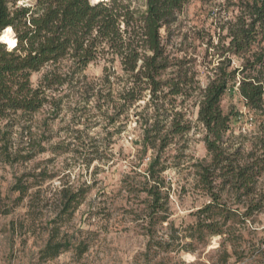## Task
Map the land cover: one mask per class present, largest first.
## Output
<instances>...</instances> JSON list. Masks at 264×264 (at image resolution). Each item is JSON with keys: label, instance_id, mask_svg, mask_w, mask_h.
I'll return each instance as SVG.
<instances>
[{"label": "rangeland", "instance_id": "374dc122", "mask_svg": "<svg viewBox=\"0 0 264 264\" xmlns=\"http://www.w3.org/2000/svg\"><path fill=\"white\" fill-rule=\"evenodd\" d=\"M9 1L11 6L36 2ZM236 1L189 0L176 22L161 30L172 64L162 76L180 78L185 90L184 95L159 101V136L167 135L166 147L160 148V139L154 146L143 144V127L155 110L148 104V91L121 113L108 108V86L89 97L79 88L84 82L67 83L50 94L59 109L47 105L14 121L0 117V138L6 137L0 141V264H264V168L248 189L238 187L226 171L244 162L255 167L264 161V107L253 110L245 105L238 89L241 75L230 82L221 102L232 122L224 136V169L213 176V196L201 177L202 166L211 164L212 154L204 142L206 130L198 121L199 88L207 85L222 61L230 64L228 70L244 62L227 52V27L238 14L232 3ZM144 3L133 0L141 9ZM106 66L113 72L111 100H117L122 87L117 77L124 76L118 60L89 64L87 82L101 85ZM46 69L32 74L34 87ZM176 112L190 129L169 134V120ZM157 156L156 169H165L161 173L164 222L150 217L146 191L147 169ZM63 188L80 192L83 198L76 209L58 219ZM213 197L220 206L215 217L223 233L210 236L205 231L201 239L189 237L196 213ZM52 233L56 241L70 242L71 247L42 260L40 250ZM156 242L173 243L177 249L164 250ZM78 245L86 251L80 253Z\"/></svg>", "mask_w": 264, "mask_h": 264}, {"label": "trees", "instance_id": "16d2710c", "mask_svg": "<svg viewBox=\"0 0 264 264\" xmlns=\"http://www.w3.org/2000/svg\"><path fill=\"white\" fill-rule=\"evenodd\" d=\"M188 2L145 0V9H141L133 4V0H98L96 3L93 0H36L34 5L22 6L15 3L11 6L9 0H0V36L9 30L13 38L11 45L0 40V117L14 121L47 105H51L53 111L59 109L50 94L67 83L73 86L84 82L79 88L89 97L98 96L101 88L108 86L105 94L108 108L121 113L129 110L148 91V104H152L155 110L154 116L147 119L143 127V144L145 147L154 146L160 139V148L166 147L167 135L159 136L162 131L158 121L159 101L168 95H184L185 90L180 78L164 79L162 76L172 64L165 53L161 30L176 22ZM232 3L238 14L227 27L230 39L227 52L244 62L240 67L228 70L230 64L225 65L222 61L207 85L199 88L198 121L206 130L204 142L212 154L211 164L202 166L201 177L211 196L214 195V173L223 168L225 162L224 136L231 128L232 116L221 107L230 82L241 75L238 89L245 105L253 110L264 107V0H237ZM97 60L111 64L116 60L120 62L124 76L117 77L122 81L117 100H111L113 72L108 66L101 85L87 82L85 70ZM44 68L46 71L38 86L34 87L32 74ZM178 114L176 112L169 120V134L190 129L188 124L178 119ZM152 119L153 122L149 123ZM0 139L4 142L6 137ZM158 165L157 156L147 169L149 185L146 191L151 199L150 217L164 222L167 217L163 214L166 208L162 202L164 179L161 173L165 169L157 170ZM263 168L264 161L261 160L255 167L244 162L238 164L237 169L227 168L226 171L235 178L238 187L248 189ZM18 190L25 193L27 189L19 187ZM60 194L62 204L58 219L76 209L83 198L82 193L65 188ZM215 199L213 197L210 203L198 210L197 222L189 227V237L201 239L205 231L210 236L223 233L215 217L216 209L220 207ZM58 219L54 221L58 222ZM55 231L58 232V228ZM152 245L151 240L150 248ZM155 245L164 250L177 249L169 242H156ZM70 247V242L56 241V234L52 233L40 250V258L53 259ZM77 249L80 253L86 251L80 245Z\"/></svg>", "mask_w": 264, "mask_h": 264}, {"label": "bare ground", "instance_id": "6f19581e", "mask_svg": "<svg viewBox=\"0 0 264 264\" xmlns=\"http://www.w3.org/2000/svg\"><path fill=\"white\" fill-rule=\"evenodd\" d=\"M93 2H98V0H93ZM4 41L9 45L13 44V38L9 36V30H6L5 32Z\"/></svg>", "mask_w": 264, "mask_h": 264}, {"label": "water", "instance_id": "95a60500", "mask_svg": "<svg viewBox=\"0 0 264 264\" xmlns=\"http://www.w3.org/2000/svg\"><path fill=\"white\" fill-rule=\"evenodd\" d=\"M96 3V2H95Z\"/></svg>", "mask_w": 264, "mask_h": 264}]
</instances>
